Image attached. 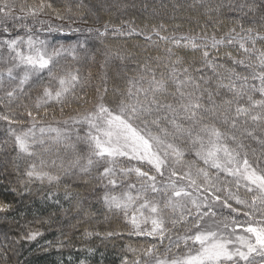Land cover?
Segmentation results:
<instances>
[{"label":"snow or ice","instance_id":"snow-or-ice-1","mask_svg":"<svg viewBox=\"0 0 264 264\" xmlns=\"http://www.w3.org/2000/svg\"><path fill=\"white\" fill-rule=\"evenodd\" d=\"M198 5L200 31L178 34L125 19L135 0H0V264L39 244L43 231L15 215L25 218L34 196L61 205L52 186L64 177L103 188V207L122 215L127 234L154 241L129 246L121 264H264V0L188 7ZM113 8L123 10L119 22ZM109 36L143 37V51L163 44L164 55L134 60ZM114 61L136 66L122 85L112 78L110 92ZM45 244L43 252L66 246Z\"/></svg>","mask_w":264,"mask_h":264},{"label":"trees","instance_id":"trees-1","mask_svg":"<svg viewBox=\"0 0 264 264\" xmlns=\"http://www.w3.org/2000/svg\"><path fill=\"white\" fill-rule=\"evenodd\" d=\"M173 1V0H172ZM216 0H205V3H215ZM200 6L198 5L197 8H191L190 10L193 12H198ZM177 9V8H176ZM176 15V13H175ZM109 14H106L104 17L105 19H108ZM119 15H115V18H117ZM177 16V15H176ZM114 19V17H113ZM130 19H135V21L138 24L142 23H164L166 27L168 28L169 32L172 31H180L184 30L189 32L195 31L199 32L200 27L205 23V18L203 17L198 18V20H190L189 18H176L172 21L167 20H157L156 18H152L151 22H148V19L146 21H143L141 19L138 20V17L136 15H131ZM115 20V19H114ZM117 20V19H116ZM179 25L180 27L177 29L176 26ZM223 28H221V31ZM211 31V29H209ZM219 35V33H218ZM114 40H117V47H125L130 50H135L138 55L134 58L143 60L147 56L155 57L156 55H164L163 52V44H161V47L157 49L154 46H148L147 51H143V49L146 46V42L143 38V40L139 37H108L107 43L110 45L111 42ZM97 44L99 45V41H97ZM102 47V45H101ZM181 55L185 56L186 58H190L192 53L191 50H184V49H178L177 50ZM114 64L119 63V61H114ZM231 63L230 61L228 62ZM113 64V65H114ZM121 65V64H118ZM123 66V69L128 68V65H121ZM134 66L135 62H134ZM92 68V66H91ZM95 68V67H93ZM87 68H84L85 73L87 72ZM96 70L97 74V69ZM114 71V70H113ZM110 74L111 79L109 81V89L112 87V78H115L121 85L123 84V81L120 79L122 76L121 74H117L113 72ZM113 74V75H112ZM131 73H129L130 75ZM97 81H93V84L95 85ZM91 93V92H90ZM34 95V94H33ZM92 94H90L91 96ZM93 96V95H92ZM3 109L0 108V111ZM1 126L3 129V134L5 136V127L6 125L1 122ZM62 126V125H61ZM254 143V142H253ZM81 147H78L80 149ZM83 148V147H82ZM11 149V147H10ZM11 153H14L13 150H10ZM61 153H63V150L61 149ZM68 159V158H67ZM23 170V162L21 164V171ZM88 184H93L94 188L93 193L91 194L92 199L89 202L88 207L80 208V213L83 218L82 222H79L76 224L74 230L71 231V225L69 223L68 218L63 219L64 222L56 225L59 220L66 217V215L70 216L72 214L73 206H78L80 203L85 202L87 196L89 194H86L85 190H79V187H77L74 182H72L69 178L64 177L61 180L60 187L56 188L55 186H52V190L57 193V197L61 201V205L64 209H67L68 212L65 214L64 212L60 211L61 205H55L45 202L40 198V196H34L30 201H28V206L30 208V211L27 212V215L25 218H21L18 214L15 215V219L19 220L22 224V221L24 219L31 220L32 218H43L46 215H53V218H51V224L49 223H41L39 224V229L43 231L44 236L40 238L39 244L33 242L31 245H25L23 248H21L22 253L19 255V264H80L81 260H85L86 264H121V259L124 255H128V257L131 259L133 257V254L127 251V242L130 240L132 245V248L140 249L142 246H144L148 242H154L150 241V239L145 238H131L127 234L126 230V223L121 222V218L118 216H114L113 214H109L110 217H107L104 212V207L101 204L102 200L99 198H95L96 191L102 190L100 187H95L94 183L89 182ZM35 188L39 189L41 187L48 189V185L41 186L39 184H36L34 186ZM65 188H67L72 196L70 200H65ZM79 190V191H77ZM87 195V196H86ZM79 196V203L77 204V197ZM38 197V198H37ZM85 200V201H84ZM74 203V204H73ZM79 213V212H78ZM49 216L46 218V221L49 219ZM113 222L115 224H113ZM113 224V225H112ZM114 226V231H119L122 233L121 236H115L107 239H101V237H97L95 235L92 236H86V232H108L111 231L110 226ZM106 228H105V227ZM73 229V228H72ZM106 229H108L106 231ZM59 240H63L65 243V247L57 248L52 247L49 251L43 252L40 250L41 247H47L45 244V241H52L54 244L57 243ZM129 247V246H128ZM89 249H94V252L89 253Z\"/></svg>","mask_w":264,"mask_h":264},{"label":"rangeland","instance_id":"rangeland-1","mask_svg":"<svg viewBox=\"0 0 264 264\" xmlns=\"http://www.w3.org/2000/svg\"><path fill=\"white\" fill-rule=\"evenodd\" d=\"M131 2H133V0H129V3H131ZM135 3L137 4V7L135 9H129V11L132 13V15H136L138 17V20L141 19L143 21H146L148 19V22H151L152 18H156L157 20H167L169 22V21H172V20H174L176 18L179 19V18H186L187 17V18H189L190 20H193V21L196 20V19L198 20L199 16H200V18L201 17H203V19L205 18L204 15H203L205 9L203 7H200L198 12L197 11L193 12V11L190 10V7H188V5H190L192 3V0H173V1L172 0H135ZM144 4L148 5L147 9H145L143 7ZM174 4H179V5H181V7L177 8V9H174L173 8ZM122 13H123L122 9L113 8L111 10L110 15H111L112 19L114 17L115 21L119 22L118 17H120L122 15ZM175 13H176L177 16L175 15ZM106 14H109V13L105 12L104 16ZM115 15H119V16L117 18H115ZM130 17L131 16H126L124 18L125 19H130ZM104 18H106V17H104ZM108 18H109V16H108ZM42 19L47 20V19H49V17H42ZM53 23H61V22L60 21H53ZM78 26L86 28V27H89V26L95 27L96 25H78ZM176 32L178 34L179 33H187V31H184V30H180V31H176ZM41 35H42V38H43V36H45L46 34H41ZM109 37H111V36H109ZM139 38H141L143 40V37H139ZM71 39H72L73 42L75 41V37L74 36ZM110 46L117 47V40H114L113 42H111ZM118 64H121V63L119 62L117 64H114V66L109 69L108 75H109L110 79H111V75L110 74L112 73L113 70H114L113 72H115L117 74H121L122 76L124 75V71L125 70L123 69V66H121L122 64L121 65H118ZM93 67H95V68H93ZM128 68L129 69L130 68H135L134 61L132 63L128 64ZM93 69H97V72H98V65L97 66H92V68H91L93 76H96V70H93ZM110 79H109V81H110ZM119 81L120 80H118V82ZM94 86L95 85L93 84V90H90L91 93H89V94H92L93 96L95 94L94 93ZM110 92H111V89H110ZM109 99H111V95H109ZM74 109H75V105H73L72 108H66L65 112H64L65 117L67 115L73 114ZM55 115H56L57 118L60 117V111H59L58 107L55 109ZM51 116H52V111L50 110L49 118H51ZM3 133L4 132H3V129H2V126H1V122H0V139H2L4 137ZM81 134H83V133L81 132ZM73 139H75L74 135H73ZM78 147L82 148L83 145L78 143L77 144V148ZM10 150L11 149L9 147L8 148V152L10 153V155H9L8 158L12 159V157L15 155V153H11ZM2 158H3V153L0 152V159H2ZM67 158H70V156L66 157V159ZM192 158L194 159V157H192ZM20 163L22 164V161ZM70 180L72 182H74V184L77 187H79V190L83 189V190L86 191V194L87 193L89 194V196L86 195L87 197L84 198V199H86V201L84 200L85 202L80 203V205L78 204V206H76V207L73 206L74 208H73L72 214L70 216L66 215V217H64L61 220H59V222L56 224V225H58V224L64 222L63 219L68 218L69 222H72V223H69V224H72L71 225V227L73 228V229L71 228V231H72V230H74V228H75L77 223L82 222V218L83 217L80 216L81 215L80 208L81 207H84V208L88 207L90 200H93L91 194H94L93 190H92L94 188V186H93V184H91V185L88 184V183L86 184L83 180H80V179L73 178V179H70ZM79 190H77V191H79ZM103 191H104L103 188H102V190L96 191L95 192L96 195L94 197L98 198V199L99 198L101 199ZM101 204L103 205V201L101 202ZM104 212H105V215L107 217L111 216V215L109 216V214H111V213H108L105 208H104ZM48 216L49 215H46L43 218H32L31 220H29V219H26V220L31 222L30 225H29L30 227L40 228L39 224L43 223L42 221H46V218ZM49 217L53 218V215H50ZM118 217L121 218L122 224L125 223L124 220H123L122 215H119ZM23 222H24V220L22 221V224H23ZM0 223H5V222L4 221H0ZM113 224H115V223L113 222ZM112 225L108 229H110L111 231H114V229H113L114 226H112ZM108 229H106V231ZM126 230L128 231V225H126ZM103 233H105V232H103ZM135 237H137V236H131V238H135ZM138 238L150 239V238H147V237H138ZM0 243H2V237H0ZM130 244H131V242L129 240L127 242V248H128V246H132ZM21 253H22L21 248H19L18 251L15 254L7 253V255L11 256V264H16V262L19 261V255H21ZM3 255H5L4 250H3L2 247H0V256H3Z\"/></svg>","mask_w":264,"mask_h":264}]
</instances>
